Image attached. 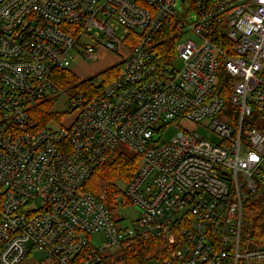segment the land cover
<instances>
[{
  "label": "built area",
  "instance_id": "built-area-1",
  "mask_svg": "<svg viewBox=\"0 0 264 264\" xmlns=\"http://www.w3.org/2000/svg\"><path fill=\"white\" fill-rule=\"evenodd\" d=\"M176 2L0 0V264L33 252L41 264H109L100 249L122 254L150 239L173 251L147 264H264V240L240 243L246 202L264 188V0H194L200 42L176 46L180 69L154 50ZM134 30L119 73L77 97L72 124L40 126L32 109L63 92L55 70L72 66L78 42L93 41L85 54L94 59L97 46L118 50ZM177 119H211L220 139L181 130L161 142ZM119 145L141 158L114 205L136 208L127 224L82 190Z\"/></svg>",
  "mask_w": 264,
  "mask_h": 264
},
{
  "label": "trees",
  "instance_id": "trees-1",
  "mask_svg": "<svg viewBox=\"0 0 264 264\" xmlns=\"http://www.w3.org/2000/svg\"><path fill=\"white\" fill-rule=\"evenodd\" d=\"M193 3L194 0L191 1L192 8H194ZM183 17V15H177L167 18L159 31L155 39L154 50L160 63L166 64L174 57L177 36L173 34ZM137 39L136 32L131 31L128 34V42H131V46L136 43ZM120 69L121 64L103 72L102 82L98 86L93 84V78L82 80L71 69H56V82L62 88L72 87L78 93H82L83 97L90 98L97 95L101 88L119 73ZM53 103V100H47L32 109V116L40 126H45L51 120L63 118V114L52 111ZM122 147V145L117 146L104 162L98 164L82 187V190L94 195L107 206L111 205L122 193L118 182H130L140 166V156L134 152L125 151ZM251 240L256 242L264 240V188L253 194L245 205L240 243L245 246ZM172 251L173 248H169L166 242L160 239H150L137 242L132 247L124 249L121 259L123 264H147L151 258L164 260L170 256ZM238 264H246V262L239 261Z\"/></svg>",
  "mask_w": 264,
  "mask_h": 264
},
{
  "label": "rangeland",
  "instance_id": "rangeland-1",
  "mask_svg": "<svg viewBox=\"0 0 264 264\" xmlns=\"http://www.w3.org/2000/svg\"><path fill=\"white\" fill-rule=\"evenodd\" d=\"M192 0H177L175 9L179 13V15H183L184 23L180 29H177L173 36H177V46L183 41L187 39H192L195 42H200V38L195 34L193 29L191 28L194 25V21L196 18V12L194 8L191 7ZM134 32H136L134 30ZM118 34L127 35V32L123 31L121 27ZM102 37V36H101ZM93 41L90 39H82L78 42L74 52H80V56H78L72 66L68 69L74 71L76 75L80 77V79H88L93 78L95 81L97 79H103L102 73L108 69H111L115 66L121 64L129 55L131 49V42L127 40L118 47V50H111L105 47L97 46L96 49V57L94 59L87 58L85 54L86 44H92ZM183 65L182 60L178 57V55H174L170 62V66L172 68L180 69ZM95 85V82H93ZM82 96V93H78L72 87L63 88V92H60L53 100V112H59L63 114V118L61 120H53L51 122L52 127H67L72 124L75 118L78 116L81 107L75 102L77 97ZM230 106L228 105L227 108ZM222 113H218L216 118L221 119ZM181 130L188 131H196L197 133L209 138L210 140H219L217 133L211 127V119H207L202 123L194 122L191 120H180L177 119L160 132L161 134V142L171 140L175 134H177ZM125 151L133 152L128 147H122ZM120 191L124 189L127 182L119 181ZM114 200L109 207L113 210V217L117 220L121 219L122 223L127 224L133 220H135L138 216V212L136 208L123 199V203H120L114 206L116 203ZM92 244L99 248V246L103 245V236L102 234H94L92 235ZM99 253L102 256L107 255V263L109 264H123L121 259V251L111 248L100 249ZM44 259V255L40 252H33L31 256L28 258L25 264H41Z\"/></svg>",
  "mask_w": 264,
  "mask_h": 264
},
{
  "label": "crops",
  "instance_id": "crops-1",
  "mask_svg": "<svg viewBox=\"0 0 264 264\" xmlns=\"http://www.w3.org/2000/svg\"><path fill=\"white\" fill-rule=\"evenodd\" d=\"M29 257H30V256H29ZM29 257H27V258H26V260H25V262H24L23 264H25V263H26V261L28 260V258H29Z\"/></svg>",
  "mask_w": 264,
  "mask_h": 264
}]
</instances>
